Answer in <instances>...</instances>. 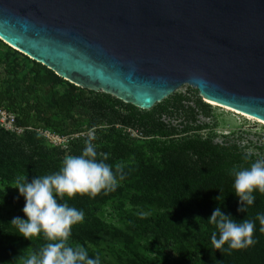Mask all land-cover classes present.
<instances>
[{"label": "trees", "instance_id": "obj_1", "mask_svg": "<svg viewBox=\"0 0 264 264\" xmlns=\"http://www.w3.org/2000/svg\"><path fill=\"white\" fill-rule=\"evenodd\" d=\"M24 56L23 61L9 53L0 54L3 66L0 104L14 114V124L23 129L61 131L69 121L70 133L78 132L81 119L74 110L85 99V91L76 95L77 86ZM64 84L70 89L60 90ZM188 100L185 95L172 93L150 109L142 110L103 95L100 100L103 107L86 130L103 131L104 142H93L96 159L103 160L106 155L105 163L113 167L119 164L124 179L118 181L115 191H102L94 198L88 194L65 197L70 206L84 211V221L72 228L70 244L96 246L104 236L121 238L128 264H154L141 258L137 247L132 246L133 237L150 234L146 244L151 246L162 238L174 245L177 252V260L170 261L164 254L160 264H264V232L260 231L264 225L254 220L257 213H264V194L254 192V203L247 207L246 213H238V198L229 175L231 169L247 168L261 159L245 152L234 139L215 142L210 137L187 132L179 136L180 129L164 122L162 116L182 117L186 123L195 121L194 110L183 104ZM193 101L198 107L209 106L199 97ZM103 123L109 125L107 130L99 127ZM129 128L137 129L144 141L130 137ZM40 140L31 131L24 130L18 137L0 128V197L21 219H26L21 211L24 199L13 188L16 178L26 175L30 182L34 176L55 173L66 157ZM73 142L71 156H78L86 141ZM108 201L115 202L127 233L97 217L99 208ZM218 206L236 221L254 220L253 246L229 250L225 244L222 249H215L211 236L217 230L207 220ZM152 208L156 211L147 214ZM11 220L0 217V260L26 248L38 251L48 242L43 235L29 240L17 235Z\"/></svg>", "mask_w": 264, "mask_h": 264}, {"label": "water", "instance_id": "obj_2", "mask_svg": "<svg viewBox=\"0 0 264 264\" xmlns=\"http://www.w3.org/2000/svg\"><path fill=\"white\" fill-rule=\"evenodd\" d=\"M0 39L142 110L187 84L264 122V0H0Z\"/></svg>", "mask_w": 264, "mask_h": 264}, {"label": "clouds", "instance_id": "obj_3", "mask_svg": "<svg viewBox=\"0 0 264 264\" xmlns=\"http://www.w3.org/2000/svg\"><path fill=\"white\" fill-rule=\"evenodd\" d=\"M96 156V147L90 138L80 155L63 159L57 172L34 176L30 182L26 175L16 178L13 188L24 199L21 211L26 219L14 217L10 224L15 227L17 235L25 239L43 235L48 241L25 258L23 264H100L99 256L89 257L85 247L70 244L72 228L84 221V211L65 201V197L71 199L78 194L94 198L102 191H115L118 181L124 179L119 164L113 167L104 162L106 155L99 161ZM229 175L233 178L232 187L238 198L237 212L246 213L247 207L255 201L253 193L264 194V160L258 159L247 168H233ZM254 220L264 225V213H257ZM254 220L236 221L231 214L216 207L207 220L217 230L211 236L215 249H222L225 244L229 250L253 246L256 242L253 238ZM260 231L264 232V227Z\"/></svg>", "mask_w": 264, "mask_h": 264}, {"label": "rangeland", "instance_id": "obj_4", "mask_svg": "<svg viewBox=\"0 0 264 264\" xmlns=\"http://www.w3.org/2000/svg\"><path fill=\"white\" fill-rule=\"evenodd\" d=\"M3 53H9V55H13L17 59L25 60L23 53L7 45L0 39V54ZM2 69L3 66L0 64V73L2 72ZM68 89L70 88L67 84L60 87V90ZM80 90L85 91V99H81L77 108L74 110L75 116L81 119V122L79 123V131L76 133H70L71 131L68 129L69 121L66 122L67 124L65 127L61 128V131L63 132L60 130L53 131L46 128H43V130H34L32 128L17 129L15 127L11 128L2 125H0V128L5 129L6 131H9L10 134H14L18 137L22 135L24 130L34 132L35 136H38L41 139L40 142L47 147H55L66 157L71 155V146L74 143V139L83 140L84 142L91 138L92 143L94 141L104 142L102 137L103 131L97 132V130H94L93 128L86 130V126L97 118L99 108L103 107V105L100 104L103 95H108L111 98L115 97L109 93L102 92L101 90H90L79 86H77V89L75 90L76 95ZM174 93L188 97L189 100L183 104L189 105L194 110L195 118V121L186 123V120L182 117L168 118L166 115L162 116L164 122L175 125L180 129L179 136L184 134V132H187L188 134L198 133L202 137H210L215 142L234 139L245 152L252 153L261 160H264V122L222 105L207 102L195 88L187 84L177 88L173 94ZM197 97L209 106H196L193 100ZM116 126H118V124H116ZM99 127L103 130H107L109 125L103 123ZM127 132L130 137L137 139L139 142H143L145 139L135 128H129L127 129ZM0 188L2 187L0 186ZM115 205L116 204L113 201L106 202L99 208L97 217L102 222L107 223L122 232H126L127 229L124 227L122 214L118 213ZM126 208H129V204H126ZM155 211V208H152V210L147 211V214ZM0 217L13 219L18 216L14 213V209L11 206L3 202L0 204ZM146 239L149 241L151 235L147 234L133 237L132 242V246L137 247L142 255L141 258L146 262L160 264L162 261L161 257L164 254L169 256L170 261L178 259L177 252L173 250L174 245L170 246L166 241L160 238L158 241H154L150 246L146 244ZM84 247L88 251L89 257L95 258L96 256H99L100 264H128L125 258L127 250L123 248L121 238L104 236L96 246L87 245ZM169 247L171 251H169L170 249L168 250ZM31 253L32 250L26 248L20 253L14 254L4 260H0V264H23V260Z\"/></svg>", "mask_w": 264, "mask_h": 264}, {"label": "built area", "instance_id": "obj_5", "mask_svg": "<svg viewBox=\"0 0 264 264\" xmlns=\"http://www.w3.org/2000/svg\"><path fill=\"white\" fill-rule=\"evenodd\" d=\"M14 123H15L14 114L7 111L5 107L2 104H0V125L5 127H11V128L15 127L17 129H23L21 127L16 126ZM27 128L30 129L32 127H26L25 129ZM35 130H43V128H36Z\"/></svg>", "mask_w": 264, "mask_h": 264}, {"label": "bare ground", "instance_id": "obj_6", "mask_svg": "<svg viewBox=\"0 0 264 264\" xmlns=\"http://www.w3.org/2000/svg\"><path fill=\"white\" fill-rule=\"evenodd\" d=\"M204 100H206L207 102H210V103H214L212 100L208 99L206 96H204L203 94H200ZM241 113V112H240ZM244 114V113H243ZM247 115V114H246Z\"/></svg>", "mask_w": 264, "mask_h": 264}]
</instances>
